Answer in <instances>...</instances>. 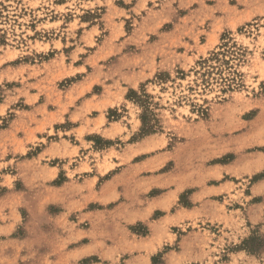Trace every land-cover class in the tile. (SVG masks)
Returning <instances> with one entry per match:
<instances>
[{
  "label": "rangeland",
  "instance_id": "1",
  "mask_svg": "<svg viewBox=\"0 0 264 264\" xmlns=\"http://www.w3.org/2000/svg\"><path fill=\"white\" fill-rule=\"evenodd\" d=\"M0 264H264V0H0Z\"/></svg>",
  "mask_w": 264,
  "mask_h": 264
},
{
  "label": "trees",
  "instance_id": "2",
  "mask_svg": "<svg viewBox=\"0 0 264 264\" xmlns=\"http://www.w3.org/2000/svg\"><path fill=\"white\" fill-rule=\"evenodd\" d=\"M143 121H144V119H143ZM143 130H144V129H143ZM146 133H148V132H142L143 135L146 134Z\"/></svg>",
  "mask_w": 264,
  "mask_h": 264
}]
</instances>
